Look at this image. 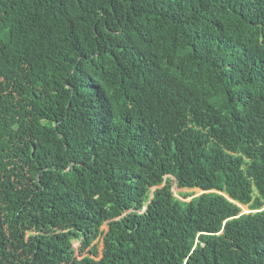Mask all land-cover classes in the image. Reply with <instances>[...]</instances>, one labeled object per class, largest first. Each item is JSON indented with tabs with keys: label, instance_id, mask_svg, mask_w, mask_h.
<instances>
[{
	"label": "trees",
	"instance_id": "1",
	"mask_svg": "<svg viewBox=\"0 0 264 264\" xmlns=\"http://www.w3.org/2000/svg\"><path fill=\"white\" fill-rule=\"evenodd\" d=\"M0 264H264V0H0Z\"/></svg>",
	"mask_w": 264,
	"mask_h": 264
},
{
	"label": "rangeland",
	"instance_id": "2",
	"mask_svg": "<svg viewBox=\"0 0 264 264\" xmlns=\"http://www.w3.org/2000/svg\"><path fill=\"white\" fill-rule=\"evenodd\" d=\"M172 190L175 194H177L178 191H194L195 195H198L201 193V191L197 188L195 189H185V188H178L176 187L175 183H173L172 185ZM189 199V198H188ZM243 209L245 210L246 208L243 207ZM107 225L106 223H103V225L101 226V229H104V230H107ZM94 244H96V248H97V251H98V256H96L95 258H99L101 256V253H102V250H103V241H102V238L97 236L94 241H93ZM73 248H74V254L78 257V258H82L83 256H85L86 254H89L88 253V250H89V247H86L84 248L83 250H81V244L79 243L78 240L74 239L73 240ZM91 255V254H90ZM92 256V255H91Z\"/></svg>",
	"mask_w": 264,
	"mask_h": 264
},
{
	"label": "water",
	"instance_id": "3",
	"mask_svg": "<svg viewBox=\"0 0 264 264\" xmlns=\"http://www.w3.org/2000/svg\"><path fill=\"white\" fill-rule=\"evenodd\" d=\"M154 188H155V186L151 188V191H152ZM178 188H179V187H178ZM197 189H198V188H197ZM199 190H200V189H199Z\"/></svg>",
	"mask_w": 264,
	"mask_h": 264
},
{
	"label": "clouds",
	"instance_id": "4",
	"mask_svg": "<svg viewBox=\"0 0 264 264\" xmlns=\"http://www.w3.org/2000/svg\"><path fill=\"white\" fill-rule=\"evenodd\" d=\"M176 187H177V186H176ZM155 188H156V186H155ZM155 188H154V189H155ZM198 189H200V188H198ZM200 191H201V189H200ZM201 192H202V191H201ZM244 207H245V206H244ZM245 208H246V207H245ZM245 210H246V209H245Z\"/></svg>",
	"mask_w": 264,
	"mask_h": 264
}]
</instances>
